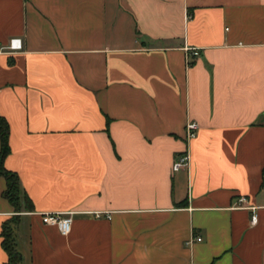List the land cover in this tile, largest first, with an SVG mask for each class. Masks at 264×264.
<instances>
[{
    "label": "crops",
    "instance_id": "crops-1",
    "mask_svg": "<svg viewBox=\"0 0 264 264\" xmlns=\"http://www.w3.org/2000/svg\"><path fill=\"white\" fill-rule=\"evenodd\" d=\"M14 37L5 167L34 209L0 176V264L13 220L20 264H264V0H0Z\"/></svg>",
    "mask_w": 264,
    "mask_h": 264
},
{
    "label": "trees",
    "instance_id": "trees-1",
    "mask_svg": "<svg viewBox=\"0 0 264 264\" xmlns=\"http://www.w3.org/2000/svg\"><path fill=\"white\" fill-rule=\"evenodd\" d=\"M0 176L5 177L7 181V189L4 196L10 200L19 212L24 207L27 209H34V205L29 196L23 191L21 187L19 175L5 167V160L11 152L10 146V124L5 116L0 113ZM14 220L6 222L2 231V245L8 253L9 259L5 264H20L22 255L17 249Z\"/></svg>",
    "mask_w": 264,
    "mask_h": 264
},
{
    "label": "built area",
    "instance_id": "built-area-1",
    "mask_svg": "<svg viewBox=\"0 0 264 264\" xmlns=\"http://www.w3.org/2000/svg\"><path fill=\"white\" fill-rule=\"evenodd\" d=\"M24 48V43L23 39L20 37H14L10 39L8 45H2L0 43V54H5V53H14L17 51H21ZM191 49H187V57L189 58L190 56H197L198 51H193L190 53ZM186 140L187 142H190L191 140L195 139L198 136L199 133V124L195 121H191L187 124L186 126ZM192 157L190 155L189 149H186L183 154L179 156V158L175 161L173 165V170L174 171H181L185 169V167H188L191 163ZM246 199L242 198L240 200L241 203H244ZM99 215V214H98ZM44 222L48 224H54L58 225L60 228L61 232L64 235H67L71 232L72 229V221L73 218L72 216H64L59 212H51V213H46L43 217ZM252 224H257L258 222V216L254 215L251 220ZM203 237H197L196 241L201 242Z\"/></svg>",
    "mask_w": 264,
    "mask_h": 264
}]
</instances>
